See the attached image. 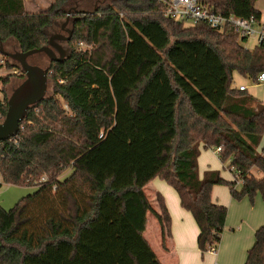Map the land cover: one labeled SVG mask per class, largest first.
Instances as JSON below:
<instances>
[{"label":"trees","instance_id":"16d2710c","mask_svg":"<svg viewBox=\"0 0 264 264\" xmlns=\"http://www.w3.org/2000/svg\"><path fill=\"white\" fill-rule=\"evenodd\" d=\"M90 1L54 0L30 13L25 0H0L8 51L45 46L68 4L85 11L71 13L70 56L45 66L48 95L29 109L17 136L0 142V189L35 187L9 210L0 204V264H162L144 237L149 212L164 248L172 234L164 197L157 195L156 213L144 192L156 179L194 217L199 250L218 248L228 208L214 202V186H229L236 200H264V103L232 86L234 73L259 83L264 42L248 49L232 28L166 18L162 0H107L95 10ZM200 1L223 16L262 15L261 0ZM3 58L8 74L0 81L19 85L24 73L15 75L19 65ZM9 96L0 91V123ZM219 147L235 182L219 171L200 176L201 151ZM245 264H264V226Z\"/></svg>","mask_w":264,"mask_h":264},{"label":"crops","instance_id":"0c3cea01","mask_svg":"<svg viewBox=\"0 0 264 264\" xmlns=\"http://www.w3.org/2000/svg\"><path fill=\"white\" fill-rule=\"evenodd\" d=\"M238 75L241 76L240 74ZM240 86H245L246 91L253 97H261L258 91H256L257 94L249 92V87L243 85V83ZM239 87L233 86L234 89ZM254 88L256 87H252V89ZM257 95L259 96L257 97ZM263 147L264 137L260 149ZM213 153L218 156L214 150ZM220 162V159L217 162L209 155L208 151L202 150L198 160L200 176L203 177L205 172L210 170L219 171L224 179L235 182L236 177L231 170L230 172H222ZM151 184H154V189L150 188ZM239 184L236 186L238 191L242 189V184ZM144 192L149 202L151 200L150 196L155 197L157 200V195L161 194L171 215L172 234L171 238L166 240L165 248L158 219L154 213L149 212L147 215V227L144 237L162 264H245L248 252L255 244L256 231L264 226V200L260 195L257 196L255 203L252 204L248 198L242 200L234 199L229 186H214L212 198L217 204L228 208V216L218 250L216 252L210 250L202 253L198 248L199 227L192 214L182 208L178 193L160 179L149 183L145 187ZM158 210L160 211L159 204L156 210L153 208L154 212L160 213ZM151 220H153L154 230L148 237L147 233Z\"/></svg>","mask_w":264,"mask_h":264},{"label":"water","instance_id":"95a60500","mask_svg":"<svg viewBox=\"0 0 264 264\" xmlns=\"http://www.w3.org/2000/svg\"><path fill=\"white\" fill-rule=\"evenodd\" d=\"M85 14V11H81ZM71 16L69 11L67 22ZM67 23L63 25L62 30L68 34H53L49 37L45 46L20 52L16 49L6 50V47L0 38V54L11 61L17 63L24 73V80L12 89L8 99V110L3 122L0 123V142L7 141L17 136L22 121L27 117L31 107L41 103L48 95L50 79L48 69L30 63L29 59L35 55H46L52 62H62L68 58L71 49L66 48L64 44L68 43L73 35L72 30L66 29Z\"/></svg>","mask_w":264,"mask_h":264},{"label":"rangeland","instance_id":"374dc122","mask_svg":"<svg viewBox=\"0 0 264 264\" xmlns=\"http://www.w3.org/2000/svg\"><path fill=\"white\" fill-rule=\"evenodd\" d=\"M53 1L54 0H25L26 10H27V12H30V13L44 12L46 9H48L51 6ZM97 1L98 0H93V1L91 0L88 5H86L85 2L83 3V5H86V7H89V10H95L99 5L105 4L107 2V0H102L103 3H101V2L97 3ZM107 3H109V2H107ZM256 6H257V9L261 12V14L264 15V0L259 1ZM80 8L77 7L75 4H73V2L71 4H68V7H67L68 12L70 11L71 13L84 10V9H80ZM71 16H72V14H71ZM71 16H70L68 22H67V17H68V15H67L66 19H64L63 21H61L59 23L60 26H58V28L56 29L54 34H59L60 32H62L63 31L62 28H63V25L65 23H67L66 29L72 30ZM190 25H191V23L186 24V26H190ZM64 33L68 36V34L66 32H64ZM243 43H244V46L248 49H253L256 46V42L254 39H248L246 41H243ZM2 58H3V56L0 54V59H2ZM48 62H49V59H47L43 55L41 57L40 63H43L46 66ZM45 66H42V67L45 68ZM6 74H8V70H7L6 66L0 65V76L6 75ZM14 81H16V80L13 79L12 82H14ZM16 83L17 82L11 83L10 85H7V86L4 84L5 86H3V83L0 81V91L1 90L5 91L11 95L12 89L14 87H16V86H14V84H16ZM241 83H243V85H246L247 87H249V92L256 93V91H258L260 93L261 97H258L259 95H257V97H258L257 99L260 100L261 102H263L264 84L255 83L250 79H247L245 77L239 76L237 73L236 74L234 73L232 86L239 87ZM252 87H256V88L252 89ZM49 90H51V89L49 88ZM48 93H49V91H48ZM203 150L208 151L209 155L213 159H215V161L219 162V156L214 155L212 149H203ZM220 167H222V172L223 171L230 172L228 162L225 164L220 162ZM253 173L257 177L260 176V174L256 170H253ZM0 182H1V180H0ZM241 187H242V185H241ZM150 188L154 189V184H151ZM34 191H35V187H17V186H11V185H7V184H3L2 188L0 189V204H1V206H3V208L9 210V209L13 208L17 204V202H19V200H21L22 198L32 194ZM150 197H151L150 203L153 206V208L156 210L158 208L157 200L155 197L153 198V196H150ZM152 222H153V220H151V222H150L149 231L147 233L148 237H149V235L152 234V232L154 230Z\"/></svg>","mask_w":264,"mask_h":264},{"label":"built area","instance_id":"2783aa9c","mask_svg":"<svg viewBox=\"0 0 264 264\" xmlns=\"http://www.w3.org/2000/svg\"><path fill=\"white\" fill-rule=\"evenodd\" d=\"M162 2L165 6L163 15L166 18L181 21L185 24L191 23L190 26L204 24L220 32L225 31L227 28H232L241 38L246 40L254 39L256 45L264 42L263 14L260 18L251 17L244 19L234 15L223 16L215 13L204 6L200 0H162ZM79 49H86V46L80 43ZM0 65H5L4 58L0 59ZM13 73L18 76L23 74L21 70H14ZM259 83H264V73L259 76ZM238 89L245 91L246 87L240 86ZM222 151V147L214 149V152L218 155ZM217 250L218 248H213L211 251L216 252Z\"/></svg>","mask_w":264,"mask_h":264},{"label":"flooded vegetation","instance_id":"af4514ba","mask_svg":"<svg viewBox=\"0 0 264 264\" xmlns=\"http://www.w3.org/2000/svg\"><path fill=\"white\" fill-rule=\"evenodd\" d=\"M61 34H64V35H66L65 33H64V31H62V32H60ZM67 36V35H66ZM64 46L66 47V48H69V45H68V43L66 44H64ZM44 55V54H43ZM47 59H49L46 55H44ZM42 57V56H41ZM40 66H45L43 63H40L39 64Z\"/></svg>","mask_w":264,"mask_h":264}]
</instances>
